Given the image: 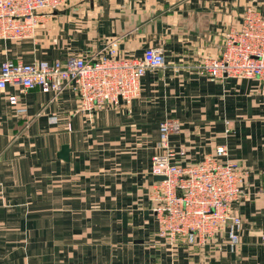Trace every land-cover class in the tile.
Segmentation results:
<instances>
[{
	"label": "crops",
	"instance_id": "crops-1",
	"mask_svg": "<svg viewBox=\"0 0 264 264\" xmlns=\"http://www.w3.org/2000/svg\"><path fill=\"white\" fill-rule=\"evenodd\" d=\"M249 4L264 15V0H65L36 41L0 39V61L90 56L114 41L120 56L160 47L165 63L129 103L91 113L70 88L0 91V264H264V82L198 68ZM165 119L180 122L169 136L184 150L177 164L223 145L245 171L234 249L226 234L200 249L157 239L150 166Z\"/></svg>",
	"mask_w": 264,
	"mask_h": 264
},
{
	"label": "built area",
	"instance_id": "built-area-1",
	"mask_svg": "<svg viewBox=\"0 0 264 264\" xmlns=\"http://www.w3.org/2000/svg\"><path fill=\"white\" fill-rule=\"evenodd\" d=\"M64 5L65 0H0V39L36 41L38 31ZM222 43L220 56L203 59L199 73L213 79L229 76L264 82V15L254 5L244 8L238 26L223 32ZM164 64L160 47L146 48L140 57L120 56L116 43L110 41L90 56L1 60L0 91L11 85L19 93L37 88L56 96L70 88L77 95V110L91 113L129 103L140 92L141 77ZM8 100L17 105L16 95ZM16 111L24 114L26 108L17 106ZM179 128L176 119L160 122L157 151L151 157L150 174L163 177L154 180L150 191L156 237L174 249H200L226 234L229 248L234 249L240 242L242 220L236 204L243 196L245 171L224 160L223 145L199 163L177 164L174 159L184 150L174 151L169 136Z\"/></svg>",
	"mask_w": 264,
	"mask_h": 264
},
{
	"label": "water",
	"instance_id": "water-1",
	"mask_svg": "<svg viewBox=\"0 0 264 264\" xmlns=\"http://www.w3.org/2000/svg\"><path fill=\"white\" fill-rule=\"evenodd\" d=\"M68 153H69V147L67 145H62L58 153V156L66 160L68 158ZM154 179H163V177L155 176Z\"/></svg>",
	"mask_w": 264,
	"mask_h": 264
},
{
	"label": "rangeland",
	"instance_id": "rangeland-1",
	"mask_svg": "<svg viewBox=\"0 0 264 264\" xmlns=\"http://www.w3.org/2000/svg\"><path fill=\"white\" fill-rule=\"evenodd\" d=\"M49 23H50V21L48 22V24L46 25V27L43 30H48L49 29V27H48Z\"/></svg>",
	"mask_w": 264,
	"mask_h": 264
}]
</instances>
